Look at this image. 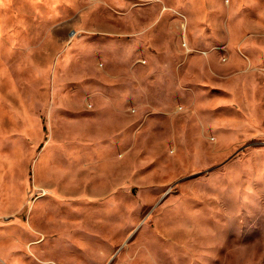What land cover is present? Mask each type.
<instances>
[{
    "label": "rangeland",
    "instance_id": "obj_1",
    "mask_svg": "<svg viewBox=\"0 0 264 264\" xmlns=\"http://www.w3.org/2000/svg\"><path fill=\"white\" fill-rule=\"evenodd\" d=\"M0 264H264V0H0Z\"/></svg>",
    "mask_w": 264,
    "mask_h": 264
}]
</instances>
